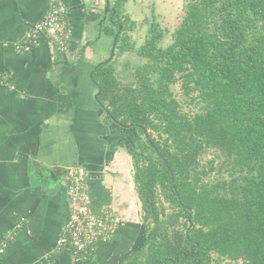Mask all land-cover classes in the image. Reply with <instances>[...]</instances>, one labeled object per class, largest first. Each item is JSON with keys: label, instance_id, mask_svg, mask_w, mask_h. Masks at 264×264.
Here are the masks:
<instances>
[{"label": "trees", "instance_id": "obj_1", "mask_svg": "<svg viewBox=\"0 0 264 264\" xmlns=\"http://www.w3.org/2000/svg\"><path fill=\"white\" fill-rule=\"evenodd\" d=\"M186 3L167 48L151 23L135 83H122L114 58L92 70L112 121L138 134L119 133L145 231L126 264H264V0ZM117 12L122 54L135 45Z\"/></svg>", "mask_w": 264, "mask_h": 264}, {"label": "crops", "instance_id": "obj_2", "mask_svg": "<svg viewBox=\"0 0 264 264\" xmlns=\"http://www.w3.org/2000/svg\"><path fill=\"white\" fill-rule=\"evenodd\" d=\"M55 1L0 0V243L14 236L0 264H126L145 239L134 158L92 80L120 32L116 2L59 0L70 7L67 50L47 39L29 52L3 44ZM78 167L88 172L91 210L110 208L121 218L115 238L89 261L56 251L69 217L68 174Z\"/></svg>", "mask_w": 264, "mask_h": 264}, {"label": "built area", "instance_id": "obj_3", "mask_svg": "<svg viewBox=\"0 0 264 264\" xmlns=\"http://www.w3.org/2000/svg\"><path fill=\"white\" fill-rule=\"evenodd\" d=\"M73 28L70 22V7L64 1L51 4L44 17L30 25L27 32L19 38L3 44L17 52H29L34 46L47 39L49 44L67 50L72 42ZM87 170L84 167L72 168L68 174L67 193L69 217L62 227L56 251H69L76 261H89L102 243L115 238L121 218L110 208L95 213L90 208L91 196L87 188ZM11 235L0 243V254L4 253Z\"/></svg>", "mask_w": 264, "mask_h": 264}, {"label": "rangeland", "instance_id": "obj_4", "mask_svg": "<svg viewBox=\"0 0 264 264\" xmlns=\"http://www.w3.org/2000/svg\"><path fill=\"white\" fill-rule=\"evenodd\" d=\"M130 1L131 4L125 1L121 6L116 7L118 12L116 15L117 18H115L116 20L119 18L123 21L127 30L124 31L122 35H127L129 42L135 45V50H129L122 54L117 50L113 57L116 64L117 75L125 85L135 83L137 80L138 67L147 63V58L141 57L136 49H139L149 37L151 23L155 21L159 30L164 34L159 42V47L167 48L173 41V35L182 21L187 4L186 0ZM115 2L117 3L119 0H114V3ZM174 88L176 94L182 95L183 92L179 89V84L174 85ZM123 131L127 132V134L132 137L138 138L135 129L126 127L123 128ZM212 156V154H206L203 160L206 161L208 157ZM212 264L223 263L214 261Z\"/></svg>", "mask_w": 264, "mask_h": 264}, {"label": "water", "instance_id": "obj_5", "mask_svg": "<svg viewBox=\"0 0 264 264\" xmlns=\"http://www.w3.org/2000/svg\"><path fill=\"white\" fill-rule=\"evenodd\" d=\"M108 4H109V3H108ZM106 10L108 11L109 8L107 7ZM121 29H122V27L120 26L119 30H121ZM116 45H117V37H116L115 40H114L113 48H112V52H111L110 57H109L106 61H104V62H108V61H110L111 59H113V57L115 56V48H116ZM160 157L163 159V161H164L166 164L168 163V160H167L162 154H160Z\"/></svg>", "mask_w": 264, "mask_h": 264}]
</instances>
